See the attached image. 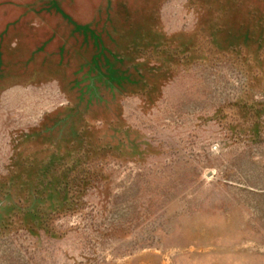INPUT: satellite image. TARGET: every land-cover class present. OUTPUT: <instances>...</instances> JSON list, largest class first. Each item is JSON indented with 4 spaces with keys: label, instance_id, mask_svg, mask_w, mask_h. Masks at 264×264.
<instances>
[{
    "label": "rangeland",
    "instance_id": "obj_1",
    "mask_svg": "<svg viewBox=\"0 0 264 264\" xmlns=\"http://www.w3.org/2000/svg\"><path fill=\"white\" fill-rule=\"evenodd\" d=\"M0 264H264V0H0Z\"/></svg>",
    "mask_w": 264,
    "mask_h": 264
}]
</instances>
